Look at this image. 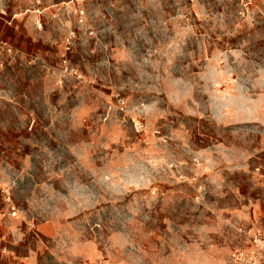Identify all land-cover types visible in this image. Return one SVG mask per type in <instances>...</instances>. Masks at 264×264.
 <instances>
[{"label": "rangeland", "instance_id": "374dc122", "mask_svg": "<svg viewBox=\"0 0 264 264\" xmlns=\"http://www.w3.org/2000/svg\"><path fill=\"white\" fill-rule=\"evenodd\" d=\"M0 15L1 222L30 227L38 264H231L253 247L264 0H0Z\"/></svg>", "mask_w": 264, "mask_h": 264}, {"label": "crops", "instance_id": "0c3cea01", "mask_svg": "<svg viewBox=\"0 0 264 264\" xmlns=\"http://www.w3.org/2000/svg\"><path fill=\"white\" fill-rule=\"evenodd\" d=\"M10 21L0 15V28L6 29ZM39 238L40 231L34 232ZM30 227L21 219L6 217L0 225V264H38L37 250L29 242ZM2 247H6L2 251Z\"/></svg>", "mask_w": 264, "mask_h": 264}, {"label": "built area", "instance_id": "2783aa9c", "mask_svg": "<svg viewBox=\"0 0 264 264\" xmlns=\"http://www.w3.org/2000/svg\"><path fill=\"white\" fill-rule=\"evenodd\" d=\"M1 49L2 45L0 44V51ZM4 216L5 214H0V225ZM249 240L253 247L250 250L235 249L231 254V264H264V230L256 229L253 233H249ZM5 249L6 247H2V251Z\"/></svg>", "mask_w": 264, "mask_h": 264}]
</instances>
